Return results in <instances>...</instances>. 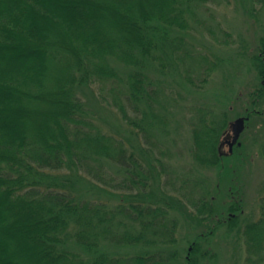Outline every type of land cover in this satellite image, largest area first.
Masks as SVG:
<instances>
[{"label":"trees","instance_id":"trees-1","mask_svg":"<svg viewBox=\"0 0 264 264\" xmlns=\"http://www.w3.org/2000/svg\"><path fill=\"white\" fill-rule=\"evenodd\" d=\"M209 1L0 0V264H203L220 228L238 235L244 264L262 263L264 192L242 222L237 187L219 209V187L171 171L183 136L198 168L221 170L238 148L227 111L202 103L223 61L187 41ZM242 2L255 17L263 1ZM242 56L257 84L240 116L263 119L264 32ZM176 72L193 102L166 92L161 79ZM182 221L195 229L188 248Z\"/></svg>","mask_w":264,"mask_h":264},{"label":"rangeland","instance_id":"rangeland-1","mask_svg":"<svg viewBox=\"0 0 264 264\" xmlns=\"http://www.w3.org/2000/svg\"><path fill=\"white\" fill-rule=\"evenodd\" d=\"M259 1L263 2L256 7V10H253L255 17H250L244 13L242 0H231L229 6L226 5L225 0H210L208 4L197 10L195 20H191L192 30L189 31L190 37L187 38V41L194 48L192 51L196 54L195 56L204 54L211 59L223 61V64L212 72L209 84L202 92V94L207 95L208 99L202 103L217 108L215 113L221 114V112L227 111L230 125L242 117L240 115L244 112L245 101H247L246 95L257 84L255 74L253 70L248 68V62L243 58L242 52L244 49L248 53L254 52L257 41L264 32V0ZM210 30L213 35L209 32ZM223 33L230 34L227 43H224L226 37ZM178 76L176 72L173 78L162 77L161 81L166 92L176 93L177 90L182 97H187V100L193 102L189 99L183 83L181 82L182 85L177 83ZM212 93L228 95L227 100L229 102L224 106L220 103L221 100L209 98ZM81 94L87 96L86 101L94 104L89 90L84 89ZM197 99L199 100V98ZM184 102V113L178 114L177 119L187 122L192 115L187 111L190 104ZM195 104H199V101L197 103L195 101ZM220 104L221 108L218 109ZM8 105L11 108L19 106L17 104ZM90 106L92 107V105ZM263 119H253L252 121L245 119L244 129L237 143L238 148L234 149L233 158H227L221 170L196 167L190 157V141L185 136L181 137L173 149L175 156L176 153L180 155L173 157L170 163L173 176L180 178V180L189 175L197 180L203 179L208 182L211 191L214 193L215 187H219L218 193L215 194L219 209H223L227 205V190L231 186L237 187V190L242 191L241 198L244 205L242 222L254 220L258 215V197L264 192V159L260 155V148L264 144ZM185 135L188 137L186 133ZM178 183L179 181L176 180L175 185ZM194 231L195 229L190 228L188 224L182 221L178 233L182 247L188 248L187 243L193 238ZM208 240L209 244H203L202 248L212 252L214 258L205 260L203 264L245 263L247 252L238 235L237 239H233L225 228H220ZM112 252H116V250ZM182 253L184 254L182 256H185L186 250ZM261 264H264V260Z\"/></svg>","mask_w":264,"mask_h":264},{"label":"water","instance_id":"water-1","mask_svg":"<svg viewBox=\"0 0 264 264\" xmlns=\"http://www.w3.org/2000/svg\"><path fill=\"white\" fill-rule=\"evenodd\" d=\"M245 118H238L236 119L231 125L232 131V139L227 142L229 146V151H231L233 145L238 142L240 134L243 132L244 129Z\"/></svg>","mask_w":264,"mask_h":264},{"label":"flooded vegetation","instance_id":"flooded-vegetation-1","mask_svg":"<svg viewBox=\"0 0 264 264\" xmlns=\"http://www.w3.org/2000/svg\"><path fill=\"white\" fill-rule=\"evenodd\" d=\"M235 146V145H234Z\"/></svg>","mask_w":264,"mask_h":264}]
</instances>
